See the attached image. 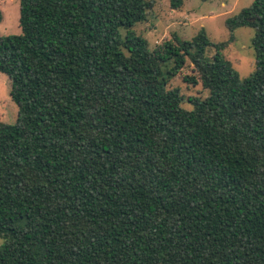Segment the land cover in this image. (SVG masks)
Instances as JSON below:
<instances>
[{
	"label": "trees",
	"instance_id": "trees-1",
	"mask_svg": "<svg viewBox=\"0 0 264 264\" xmlns=\"http://www.w3.org/2000/svg\"><path fill=\"white\" fill-rule=\"evenodd\" d=\"M150 7L19 0L20 33L0 35L18 109L0 126V264H264V0L226 41L201 27L153 49L133 30ZM239 27L245 78L221 52ZM186 60L208 92L190 109L168 87Z\"/></svg>",
	"mask_w": 264,
	"mask_h": 264
},
{
	"label": "rangeland",
	"instance_id": "rangeland-1",
	"mask_svg": "<svg viewBox=\"0 0 264 264\" xmlns=\"http://www.w3.org/2000/svg\"><path fill=\"white\" fill-rule=\"evenodd\" d=\"M151 7L146 19L136 23L133 30L147 40L150 49L165 40L171 39L173 33L179 38L190 40L203 27L212 42L226 41L229 32L224 24L227 17L250 5L251 0H184L180 9L169 8V0H147ZM0 35L19 34V0H0ZM122 34L125 33L121 29ZM253 29L239 27L234 31V39L221 51L228 59L240 78L247 77L254 70V50L251 45ZM214 47L206 49L208 57H212ZM195 74L193 65L186 60L180 71L170 78L168 87H177L183 96L182 106L191 108L188 98H204L207 90L198 81L196 84L183 80L184 75ZM159 76V73H156ZM10 82L6 74L0 72V126L12 124L17 118V105L9 96ZM0 238V244H1Z\"/></svg>",
	"mask_w": 264,
	"mask_h": 264
}]
</instances>
